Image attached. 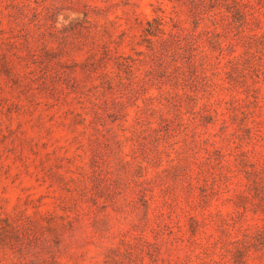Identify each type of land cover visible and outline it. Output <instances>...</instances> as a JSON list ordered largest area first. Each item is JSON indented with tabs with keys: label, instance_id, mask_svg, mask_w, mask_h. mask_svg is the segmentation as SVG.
Returning <instances> with one entry per match:
<instances>
[{
	"label": "rangeland",
	"instance_id": "rangeland-1",
	"mask_svg": "<svg viewBox=\"0 0 264 264\" xmlns=\"http://www.w3.org/2000/svg\"><path fill=\"white\" fill-rule=\"evenodd\" d=\"M0 264H264V0H0Z\"/></svg>",
	"mask_w": 264,
	"mask_h": 264
}]
</instances>
